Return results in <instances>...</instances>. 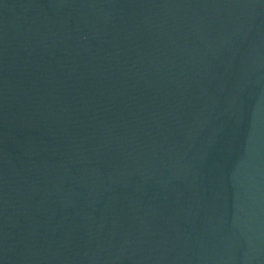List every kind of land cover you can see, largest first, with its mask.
<instances>
[{
  "label": "water",
  "instance_id": "water-1",
  "mask_svg": "<svg viewBox=\"0 0 264 264\" xmlns=\"http://www.w3.org/2000/svg\"><path fill=\"white\" fill-rule=\"evenodd\" d=\"M0 264H264V0H0Z\"/></svg>",
  "mask_w": 264,
  "mask_h": 264
}]
</instances>
